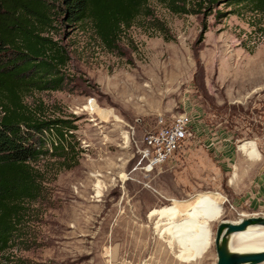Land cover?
Segmentation results:
<instances>
[{"label":"rangeland","instance_id":"374dc122","mask_svg":"<svg viewBox=\"0 0 264 264\" xmlns=\"http://www.w3.org/2000/svg\"><path fill=\"white\" fill-rule=\"evenodd\" d=\"M149 7L123 32L118 52L105 50L88 23L56 22L54 38L69 55L63 87L27 94L25 102L42 106L46 117L73 120L78 144L68 157L75 165H64L52 150L57 138L46 135L49 153L33 163L42 195L25 203L2 260L216 264L219 221L264 216V15L227 0L207 14H178L159 0ZM181 113L192 136L149 170L145 137L159 119ZM245 142L258 155L239 150ZM202 196L224 211L210 223L211 246L184 258L170 232H161L173 230L168 220L150 212L170 205L185 212Z\"/></svg>","mask_w":264,"mask_h":264},{"label":"trees","instance_id":"16d2710c","mask_svg":"<svg viewBox=\"0 0 264 264\" xmlns=\"http://www.w3.org/2000/svg\"><path fill=\"white\" fill-rule=\"evenodd\" d=\"M150 0H0V255L18 231L26 202L43 192L40 171L33 165L49 153L46 135L55 136L53 152L74 153L73 120L49 118L43 107H32L25 96L35 91L59 90L69 61L66 48L54 38L56 22L88 23L100 45L118 52L121 35L143 15ZM178 14H207L218 0H159ZM264 15V0H227ZM159 30L164 32L161 25ZM207 29L203 22L200 38ZM74 140V139H73ZM0 264H12L0 258Z\"/></svg>","mask_w":264,"mask_h":264},{"label":"bare ground","instance_id":"6f19581e","mask_svg":"<svg viewBox=\"0 0 264 264\" xmlns=\"http://www.w3.org/2000/svg\"><path fill=\"white\" fill-rule=\"evenodd\" d=\"M92 105L89 104L87 108L91 111L97 110ZM125 138L128 139L127 136ZM239 150L250 156L258 155L253 142H245L239 146ZM96 187L97 194L100 195L101 186L98 184ZM223 211V206L216 199L210 196H202L185 212L180 211L175 205H170L152 210L150 216L167 219L173 230H170L171 227H169L162 229L161 232L169 231L173 238H171V242L175 240L180 245L179 256L194 259L211 246L210 223L219 219ZM180 216H182L180 221L175 223L176 218ZM159 222H157V225ZM161 226L163 225L161 224ZM192 239L193 241H190ZM230 247L237 252H253L264 249V226L251 225L245 231L233 234L230 239ZM261 264H264V262Z\"/></svg>","mask_w":264,"mask_h":264},{"label":"built area","instance_id":"2783aa9c","mask_svg":"<svg viewBox=\"0 0 264 264\" xmlns=\"http://www.w3.org/2000/svg\"><path fill=\"white\" fill-rule=\"evenodd\" d=\"M191 136L192 129L186 113L178 114L169 121L159 119L157 129L145 137L143 156L148 161L149 170L172 157Z\"/></svg>","mask_w":264,"mask_h":264},{"label":"water","instance_id":"95a60500","mask_svg":"<svg viewBox=\"0 0 264 264\" xmlns=\"http://www.w3.org/2000/svg\"><path fill=\"white\" fill-rule=\"evenodd\" d=\"M251 225L264 226V216H249L238 221L221 219L217 224L213 239L216 264H261L264 249L253 252H237L231 249L230 239L235 233L245 231Z\"/></svg>","mask_w":264,"mask_h":264}]
</instances>
